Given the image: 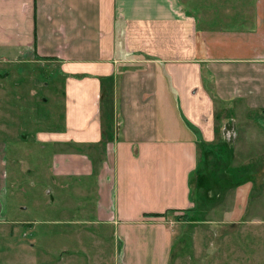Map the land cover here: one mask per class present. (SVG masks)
<instances>
[{
    "label": "crops",
    "instance_id": "0c3cea01",
    "mask_svg": "<svg viewBox=\"0 0 264 264\" xmlns=\"http://www.w3.org/2000/svg\"><path fill=\"white\" fill-rule=\"evenodd\" d=\"M199 2L0 0V226L9 154L34 146L61 189L94 178L117 264H264V0ZM6 64L59 121L16 129Z\"/></svg>",
    "mask_w": 264,
    "mask_h": 264
},
{
    "label": "rangeland",
    "instance_id": "374dc122",
    "mask_svg": "<svg viewBox=\"0 0 264 264\" xmlns=\"http://www.w3.org/2000/svg\"><path fill=\"white\" fill-rule=\"evenodd\" d=\"M2 68L10 72L7 79H1L4 86L21 87L17 91L21 101L5 109L10 110L12 119L15 118L13 121L19 120L15 127L20 128L21 134L34 136L43 127L40 119L45 113H53V122L55 117L56 122L59 121L57 97L49 99L47 105L43 99L45 86L33 82L24 73V67L6 64ZM35 70L36 73L30 71V74L36 79L45 72L41 66H36ZM30 98L32 103H29ZM28 119H35V122ZM27 143L29 147L31 139ZM35 151L32 146L30 152L17 157L19 162L11 154L8 157L7 224L0 226L6 230V236L0 237V264H117V254L121 250L117 245L119 237L111 225L101 226L95 218L94 178L71 179L70 185L61 189V182L51 176L45 157ZM201 158L204 167V158ZM215 162V167L222 168L218 166V159ZM11 229L14 232L7 236ZM230 238L238 237L230 234Z\"/></svg>",
    "mask_w": 264,
    "mask_h": 264
},
{
    "label": "trees",
    "instance_id": "16d2710c",
    "mask_svg": "<svg viewBox=\"0 0 264 264\" xmlns=\"http://www.w3.org/2000/svg\"><path fill=\"white\" fill-rule=\"evenodd\" d=\"M117 44L119 45L120 48H122V44H123V38L122 35H119L117 37Z\"/></svg>",
    "mask_w": 264,
    "mask_h": 264
}]
</instances>
